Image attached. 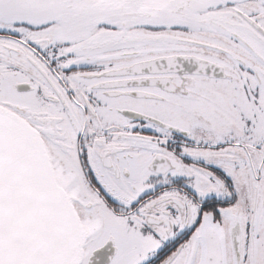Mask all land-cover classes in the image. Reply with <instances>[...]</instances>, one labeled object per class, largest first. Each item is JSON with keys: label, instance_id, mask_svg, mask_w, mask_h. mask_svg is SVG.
I'll return each mask as SVG.
<instances>
[{"label": "snow or ice", "instance_id": "snow-or-ice-1", "mask_svg": "<svg viewBox=\"0 0 264 264\" xmlns=\"http://www.w3.org/2000/svg\"><path fill=\"white\" fill-rule=\"evenodd\" d=\"M0 264H264V0H0Z\"/></svg>", "mask_w": 264, "mask_h": 264}]
</instances>
